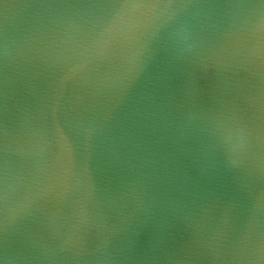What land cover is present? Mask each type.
Listing matches in <instances>:
<instances>
[{
    "label": "water",
    "instance_id": "water-1",
    "mask_svg": "<svg viewBox=\"0 0 264 264\" xmlns=\"http://www.w3.org/2000/svg\"><path fill=\"white\" fill-rule=\"evenodd\" d=\"M0 264H264V0H0Z\"/></svg>",
    "mask_w": 264,
    "mask_h": 264
}]
</instances>
